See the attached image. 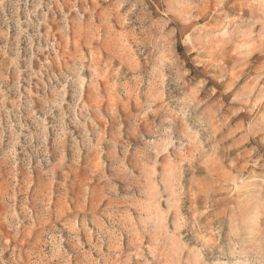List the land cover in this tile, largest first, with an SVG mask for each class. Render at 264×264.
Returning a JSON list of instances; mask_svg holds the SVG:
<instances>
[{"label": "rangeland", "instance_id": "rangeland-1", "mask_svg": "<svg viewBox=\"0 0 264 264\" xmlns=\"http://www.w3.org/2000/svg\"><path fill=\"white\" fill-rule=\"evenodd\" d=\"M0 264H264V0H0Z\"/></svg>", "mask_w": 264, "mask_h": 264}]
</instances>
